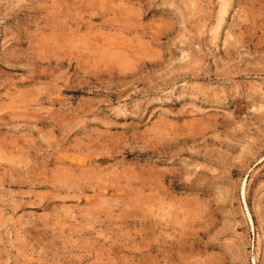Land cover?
I'll return each mask as SVG.
<instances>
[{"label":"rangeland","instance_id":"1","mask_svg":"<svg viewBox=\"0 0 264 264\" xmlns=\"http://www.w3.org/2000/svg\"><path fill=\"white\" fill-rule=\"evenodd\" d=\"M0 264H264V0H0Z\"/></svg>","mask_w":264,"mask_h":264},{"label":"bare ground","instance_id":"2","mask_svg":"<svg viewBox=\"0 0 264 264\" xmlns=\"http://www.w3.org/2000/svg\"><path fill=\"white\" fill-rule=\"evenodd\" d=\"M163 209H165V208H163ZM179 233H180V232H179ZM181 233H182V232H181ZM183 235L185 236V234H183ZM178 238H179V235H178ZM180 238H181V237H180ZM182 239H183V238H182ZM182 239H181V240H182ZM179 240H180V239H179ZM183 241H184V240H183Z\"/></svg>","mask_w":264,"mask_h":264}]
</instances>
